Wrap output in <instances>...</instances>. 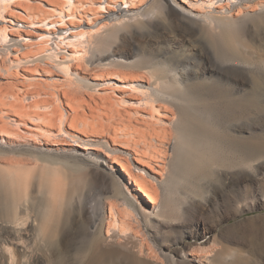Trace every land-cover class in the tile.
Returning a JSON list of instances; mask_svg holds the SVG:
<instances>
[{"label":"bare ground","instance_id":"obj_1","mask_svg":"<svg viewBox=\"0 0 264 264\" xmlns=\"http://www.w3.org/2000/svg\"><path fill=\"white\" fill-rule=\"evenodd\" d=\"M159 12L164 21L192 25L211 43L220 28L264 18V0H0V49L13 58L14 68L34 66L24 70L21 80L7 81L11 90L4 107L19 108V113L25 102L38 107L37 98L48 93L28 89L47 77L64 88L83 86L96 109L109 114L104 122L88 121L59 100L68 94L59 87L51 93L57 104L41 106L54 108L57 116L55 111V117L43 115L45 122L38 125L37 115L28 120H23L25 113L14 115L21 134L0 120V225L27 249L19 253L14 243H4L2 264H27L36 245L37 255L48 252L58 264H227L215 245L205 249L208 229L199 239L194 228L186 237L194 241L186 245L178 239L166 249L160 244L167 238L162 226L180 224L176 217H187L194 201L176 190L180 174L220 173L213 151L221 139L211 131L209 115L194 105L211 95L212 85L197 77L194 59L180 51H158L141 62L100 49L124 23L150 31ZM200 42L216 68L210 72L247 71L241 60L218 64L211 48ZM45 45L51 49L37 53ZM77 48L100 49L108 79L80 75L75 62L83 51ZM166 71L172 81L166 80ZM12 156L41 162L36 178L22 164L25 158L14 163L7 160ZM57 165L68 174L54 170ZM77 192L76 199L69 196Z\"/></svg>","mask_w":264,"mask_h":264},{"label":"rangeland","instance_id":"obj_2","mask_svg":"<svg viewBox=\"0 0 264 264\" xmlns=\"http://www.w3.org/2000/svg\"><path fill=\"white\" fill-rule=\"evenodd\" d=\"M40 2L44 3L43 1ZM156 16L158 20L152 23L153 28L150 31H145L143 28V30L135 29L127 23L115 27L104 44L101 43V45L103 44L102 48L100 46L101 51L104 48V51L109 50L112 53H118L117 55L123 59H139L141 62L151 59V55L157 54L158 51H180L189 55L190 58L194 59L197 77L205 78L209 86L212 85L211 95L206 97L203 103L196 102L194 105L200 109V114L209 115L207 119L213 124L210 129L222 142V145H216L218 148L213 151L217 155L216 161L219 164L220 173L218 176L207 174L208 176L197 177L190 174L188 176L187 173L180 174L176 190L179 193L182 192L181 196L185 192L184 196L191 195L194 197V201H192V205H189L187 217L182 216L181 219L176 217L180 224L171 228L162 226L166 230L167 238L163 242L159 240L160 244L164 245V249H166L168 243L178 239L186 245L194 241L186 238L190 232L197 229L200 233L198 237L200 239L204 232L203 229H208L206 240L209 239L205 244L207 245L205 249H208L209 245L210 247L215 245L213 247L217 252H223L224 256L227 257L225 259L227 264H264V18L250 17L239 21L232 27L230 26L231 28H220L217 34H213L214 38L210 43L206 39H202L206 37L204 34L198 36L192 25L180 24L175 20L164 21L162 12ZM201 40L207 47L211 48V53L217 57L218 64L241 60L247 64V71L235 69L227 72V74L226 72L217 73L218 75L210 72L209 68L215 67L214 64L211 65L212 63L210 64L206 60L205 47L200 42ZM0 41L2 40L0 39ZM88 44L93 46L95 42L91 38L88 39ZM45 49H51V46L45 45L43 50L40 49L37 53L44 52ZM73 50L75 49L73 48ZM1 51L0 49V111L2 112L0 113V120L6 121L7 124L11 125V128L17 129L12 120L17 122L19 120L14 115L25 113L23 120H28V117L37 115L38 125L45 122L42 120L43 115L55 117L52 114L55 111L54 108L49 107L47 110L41 106H46V104L48 106L53 101L57 104L56 96L51 95V93L58 90L59 87L60 89L64 88L58 79L51 81V79H45L47 77H42L43 82L39 81L36 88L30 87L28 89L30 93L36 91L37 93H48L46 96L37 98L39 108H31L27 102L24 103L26 107L21 113H19V108L4 107V104L9 103L6 94L11 90L7 81L21 80V77L26 75L24 70L32 69L34 66H21L16 69L10 63L13 58ZM79 51L83 52L79 56L78 62H75V66L80 75L88 79L95 78L101 82L108 79L104 71H108V69L103 67V61L100 59L101 52H93L90 48H81ZM42 67V65H38L37 73L42 74L40 72ZM53 73L51 74L53 75ZM164 74L167 81H172L167 71ZM16 75L17 77H15ZM64 89L65 94H68L64 98L63 96L59 98L61 102L67 103L72 110H78L79 115L84 116L88 121H106L109 114H101V111L96 109V106L89 101L88 93L86 90L84 92L83 86H76V84L72 86L71 84L69 88L67 86ZM86 102L88 105L90 104V107H94H92L93 110L88 109ZM69 107L65 106V110H69ZM79 109L85 111L82 110L84 115ZM54 113L57 116L58 112L55 111ZM39 114L41 115L38 116ZM17 131L23 133L24 129L19 127ZM224 143H226L225 146ZM241 153L244 158L246 157L245 161H242ZM204 156L206 155L204 154ZM24 158L12 156L7 160H14V163H19ZM28 160L30 161L28 162ZM37 162L31 158H25V161L22 162L32 169L33 178H36L38 167L41 165V162L39 164ZM60 166L57 165L54 170L57 171V168L64 169V172L68 174L69 169L67 170L64 166L60 168ZM59 169L58 171H60ZM64 172L61 173L60 171L61 175L64 176ZM204 181H207L209 185L202 183ZM69 196L76 199L78 192L76 195L70 194ZM34 199L35 204L32 203L37 206V198ZM2 206L1 203L0 207L2 208ZM1 208L0 224L4 218ZM0 226V264H2L4 243H14L19 253L27 249L26 243L16 240L14 242L11 240L12 235L4 231L2 225ZM28 254L27 264H58L56 260L52 261L48 252H40L37 255V245Z\"/></svg>","mask_w":264,"mask_h":264}]
</instances>
